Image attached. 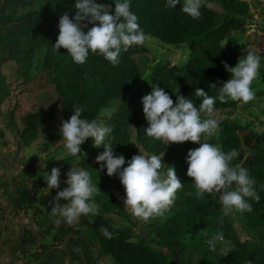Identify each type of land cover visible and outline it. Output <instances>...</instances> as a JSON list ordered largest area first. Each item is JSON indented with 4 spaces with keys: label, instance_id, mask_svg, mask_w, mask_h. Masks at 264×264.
I'll use <instances>...</instances> for the list:
<instances>
[{
    "label": "trees",
    "instance_id": "1",
    "mask_svg": "<svg viewBox=\"0 0 264 264\" xmlns=\"http://www.w3.org/2000/svg\"><path fill=\"white\" fill-rule=\"evenodd\" d=\"M213 1L218 4L219 10L210 6L209 3ZM96 2L108 4L114 11V0H96ZM8 3L11 5V10L1 14V21L13 18L20 9H30L33 0H10ZM74 3L75 0H48L45 7L38 9L39 11L34 14L36 29L45 45L41 63L45 68V75L42 73L40 77H45L47 81L46 76L50 75L48 82L54 85L63 111H72L74 106H78L83 119H97L99 110L110 106L111 101L116 99L118 106L102 121L113 129L106 137V143L111 140L117 149L124 152L132 151L128 132L124 126L125 122L132 121L136 140L152 153H161V156L164 154L163 163L174 167L184 187L177 192V198L170 207L173 213L153 228L157 236H160V242L170 246L179 254V260L174 259V264H186L187 250L196 252L194 264H264V252L261 256L253 258L262 249L264 250L263 244L261 247L252 246L247 240L239 239L232 222L227 216H223L218 195H206L203 199L196 198L191 178L186 175L188 167L186 158L180 156L176 149L166 143L154 142L153 138L144 133L140 125V120L144 117L142 97L150 94L154 86L162 88L174 102L179 91L180 95L191 99L197 107L203 99L196 95L197 88L203 89L209 96H218V90L210 88L209 85L216 84L219 88L222 86L220 82L227 81L230 74L225 70L222 62L232 67L238 54L229 50L227 45H222L220 39L227 29L244 24V14L248 6L246 0H203L200 8L201 17L198 20L181 11L183 0H180V4L174 8H169L166 0H130L131 10L138 16L139 25L144 32L172 43L187 39L190 53L187 59L177 66L169 65L168 62L155 64L147 78L133 87L130 85V79L138 74V69L131 58V53L144 50V45H133L127 51H122L121 62L117 66H113L103 56L96 54H90L85 64L77 65L67 54L66 49L55 50L53 45L59 34V17L67 11L72 18L75 15ZM256 53L262 57L260 79L264 83V45ZM261 92H264V86L257 90V93ZM235 102L229 99L226 103H222L217 99L214 107L233 105ZM36 115V112L28 114L29 117ZM34 127L32 123H26L21 132L32 131L34 134L36 130ZM218 131V146L224 152L241 151L240 137L229 120H220ZM60 137L58 131L53 138L48 137L44 146L54 144ZM245 159L246 169L256 181L259 200H249L252 205L251 212L239 213L245 218L246 225L264 226V144L254 142L249 146ZM102 163L90 158L79 161L82 169L90 173L92 182L101 190L93 198L98 202V213L89 214L92 216L89 233L96 238L99 252L108 254L114 264H168L170 251L166 247L154 248L144 239L131 238L132 220L129 219L119 199L105 187L103 179L106 168L101 167ZM42 179V176H38L36 181ZM190 192L193 194L189 195ZM29 197L30 194L22 188L17 203H24ZM111 212L127 219L129 223L125 226L110 224L105 214ZM221 217H223L222 224L219 223ZM187 225L192 227V233L187 235L188 240H184L179 233L185 231ZM101 226L112 233L111 239L102 235ZM217 232H221L231 243L227 248L229 250L227 256L225 252L220 254L212 252L207 243Z\"/></svg>",
    "mask_w": 264,
    "mask_h": 264
},
{
    "label": "clouds",
    "instance_id": "2",
    "mask_svg": "<svg viewBox=\"0 0 264 264\" xmlns=\"http://www.w3.org/2000/svg\"><path fill=\"white\" fill-rule=\"evenodd\" d=\"M166 2L169 8L180 4V0ZM114 5L112 11L110 5L97 3L96 0H75V15L70 18L66 11L59 17V34L53 45L55 50L66 49L77 65L85 64L90 54H96L117 66L121 62L122 51L149 42L150 37L141 29L138 16L131 10L130 0H114ZM202 5L203 0H183L181 11L198 20ZM89 25L92 26L89 28ZM222 63L230 78L220 82L222 86L219 88L216 84L209 85L218 90L217 97L209 96L203 89L197 88L196 95L203 98L197 107L191 99L180 95L179 91L174 102L167 92L154 86L150 94L142 97V111L148 124L144 129L147 136L166 142L167 145L183 142L199 144V147L190 149L186 156V175L191 178L194 195L198 199L206 195H218L223 216H228L234 212L252 211L249 200H259L256 181L249 175L248 169L232 164L238 155L236 150L226 153L219 146L202 139L210 137L219 128L218 120L202 118V113L211 117L217 99L222 103L229 99L242 103L253 101L255 91L252 85L260 75L261 57L249 50L243 58H238L235 66L229 67L226 62ZM81 115V109L76 108L69 119L61 120L59 134L63 137L67 152L80 159L86 158L80 146L91 138L94 147L104 148L96 156V162H103L101 167L106 168L109 177L118 176L125 192L124 206L130 209L132 215L144 222L163 216L174 204L177 192L184 187L174 167L163 163L164 154L149 155L139 151L123 167L126 163L124 156L115 155L113 143H106V137L113 129L97 119H82ZM41 162V167L47 168V164ZM60 175L58 167L45 172L43 179L48 190L60 188ZM66 177L64 183L67 187L56 192L50 202V212L57 218V223L62 220L69 225H76L80 223L81 217L98 213V205L91 201L101 190L92 182L87 170L71 167ZM61 199L67 203L61 204ZM219 223H223V217ZM100 231L105 238H112L107 228L101 226ZM223 239V234L217 232L207 243L215 250L216 241ZM224 254L227 256L229 250L226 249Z\"/></svg>",
    "mask_w": 264,
    "mask_h": 264
},
{
    "label": "rangeland",
    "instance_id": "3",
    "mask_svg": "<svg viewBox=\"0 0 264 264\" xmlns=\"http://www.w3.org/2000/svg\"><path fill=\"white\" fill-rule=\"evenodd\" d=\"M8 1L10 0H0V16L4 12L11 10V5ZM47 2L48 0H33V5H31L30 9H20L19 12L15 13V16L18 17L11 18L14 21L9 22L11 19L5 21L0 20V36L5 34L4 37H6V34L11 32V28H17L18 31L27 33V35L22 37L14 34L13 36H10V39L4 40L3 43L0 44L1 57L6 56L9 53L12 54L13 50H19L24 52L26 58L24 62L20 61V63H17L16 65H13L12 61H10L11 63H8L7 61L0 66V69L2 70V72L0 71V100H4V109H2V116L0 117V130L10 127V132L13 136V138L10 137L11 139H7L3 138L2 134H0V150L1 148H7L6 151L11 153V157H13V152L16 148L15 143H20L21 147H23V145H25V147L28 146L25 153L27 154L26 158L29 157V161L26 160V163L24 160L23 164L25 162L28 165L31 174L34 176L38 165H41V161L43 160L40 159V161H37L34 165L35 162H33V159L36 158V156L40 157V153L44 148L60 147L62 149L61 151L58 149L52 150V153L54 150L55 153H58L53 157L52 166L50 165L51 168L56 167L58 164H61V167H67L66 171L60 175L61 184L60 188L56 190L57 192L67 187L64 181L67 179L66 173L70 168L82 169V167L79 164L81 159L72 156L67 152L64 147L62 135L54 144L44 146L46 144L45 141L49 136H52V138L56 136L61 126V120L69 119L74 113V109L78 108V106H74L72 111H63L59 103V95L56 93L54 85L51 82H48L50 81V75L46 76L47 81L45 80V77H40V74H44L45 72V68L41 66L45 45L42 42L40 33L36 29L33 17L34 14L39 11V8L45 7ZM246 2L248 6L244 14V24L240 27H231L227 29L223 37L220 39L222 45H227L229 50H233L235 54L238 53L235 64L237 63L238 58H243L249 50L253 49L251 51L255 50V52H259L262 45H264V0H246ZM209 4L212 8L219 10V6L216 2L213 1ZM91 26L92 25H89L88 27L90 28ZM145 34L150 37L149 42H146L144 45L145 49L140 52L131 53V58L138 69V74L130 79V85L132 87L146 79L150 69L155 64L168 62L169 65L177 66L183 63L190 54L187 39L182 42L172 43L163 41L150 33L145 32ZM262 63L261 57V68ZM23 77L24 80L22 79ZM263 86L264 83L261 81L259 75L258 79L255 80L252 85L255 91V99L253 101L249 103L236 101L233 105L215 107V111L211 117L202 113V118H214L218 120V122L225 119L229 120V122L235 126L236 132L240 137L242 149L232 161L234 166H243L242 164L245 162L247 150L254 142L264 144V92L257 93V90ZM19 103H22V107L20 105L19 109L12 113V109L14 108L11 106L15 107L19 105ZM111 103L110 106L103 107L99 110L97 114L98 121L102 122L118 106V101L116 99H113ZM29 104L31 108L27 110L26 106ZM35 112L37 114L36 116H28V114ZM20 117L21 121L19 120ZM25 118L28 119L26 121L22 120ZM11 120L14 121L11 122ZM29 122L36 127L34 134L32 131L29 133H22V128H20V126H26V123ZM140 125L143 129L148 127L147 121L144 117L140 120ZM124 126L128 132V141L130 147L133 148L132 151L124 152L123 150L117 149L114 144L112 145L115 155L124 156L126 163L123 167H126L127 161L130 160L133 155L139 154V151L149 155L161 156V153L154 154L145 149L143 145L136 140L135 126L132 121L125 122ZM202 139H207V142L218 146L219 131L213 133L210 137H202ZM8 140L13 141V143L12 141L10 142L12 146L7 145ZM153 141L166 143L155 139H153ZM31 142L33 143L28 144ZM108 142L113 143L111 140H108ZM168 146L176 149L180 156L186 158L188 151L199 147V144L183 142L171 143ZM80 147L82 151L86 153V158L90 159H96V156L104 151L103 146L99 148L94 147L91 139H87ZM0 154L2 153L0 152ZM0 158V164L3 167L6 166V164L13 163L12 160L9 161V158L5 155L0 156ZM243 167L246 168L245 166ZM16 168H19L17 164ZM44 170L45 172H50L51 169H48L47 167V169L45 168ZM31 174L30 176H32ZM38 176L43 177V175L37 174L35 179ZM98 181L100 182V179ZM103 182L105 183V187H107L124 206L123 201L125 198V192L123 186L120 184L118 176L114 175L109 177L105 173ZM5 187L2 193L8 196L6 199H9V196L15 197L14 195L19 194L22 189V180L19 181V183H12L10 188L7 186ZM64 201L65 200L61 199L60 203ZM11 202L8 200V202L0 204V213H4L8 210L15 211L17 207L14 204H11ZM91 202L98 205V202L95 200H92ZM124 208L129 219H131L133 223L131 230L132 239H144L154 248L166 247L170 251L168 264H174V259L179 260V254H177V251L170 246L161 243L160 236H157L153 230L159 222L173 213L171 208L165 212L163 216L157 217L148 222H144L143 220L134 217L129 208L126 206H124ZM44 209H46V207ZM105 216L112 225L125 226L129 223L127 219L119 217L112 212L105 214ZM239 216H241L239 212H234L227 216L232 222L239 239L247 240L252 246L261 247L264 243L262 235L264 229L257 234L248 233L247 225L244 226L242 223V221L245 222V218L242 216L240 218ZM91 219L92 216L90 215L87 217H81L80 223L76 225H69L61 220V235L51 237L47 245H40L38 247L21 250L22 253L17 255V258L21 260L18 264H114L108 254L99 252L96 238L89 233ZM185 229V231L179 233V236L184 240H188L187 235L192 233V227L187 225ZM230 245V241L225 238L221 241H216L215 250H212V252L216 254L224 253ZM77 248L80 249L79 252L76 251ZM263 252L264 250L262 249L261 252L253 258L261 256ZM185 255L186 264L195 263L196 252H189L187 250L185 251Z\"/></svg>",
    "mask_w": 264,
    "mask_h": 264
},
{
    "label": "crops",
    "instance_id": "4",
    "mask_svg": "<svg viewBox=\"0 0 264 264\" xmlns=\"http://www.w3.org/2000/svg\"><path fill=\"white\" fill-rule=\"evenodd\" d=\"M17 17L18 16H14V18ZM12 21L14 20L11 19V21L9 22ZM14 29L11 28V32L6 34V37H4L5 34L3 36H0V44H2L4 40L10 39V36H13L14 34L21 37L27 35V33L18 31L17 28ZM2 57L0 56V66L7 61L8 63L12 61L13 65H16L17 63H20V61L24 62L26 59L24 52H21L19 50H13L12 54L9 53L6 56ZM0 71L2 72L1 69ZM22 79L24 80V77ZM3 101L4 100L2 99L0 100V117L2 116V109H4ZM20 105L22 107V103H19V105L15 107L11 106L12 108H14H11L12 113L19 109ZM30 108V104L26 106L27 110H29ZM19 120L21 121V117ZM13 121L11 120V122ZM22 127L23 126H20V128ZM0 134H2L3 138H13L10 132V127L4 128V130H0ZM11 141L12 140H8L7 145L12 146V144L10 143ZM32 143L33 142L28 144ZM15 147L16 148L14 149L13 157H11V153H8V151H6L7 148H1L0 150V152L2 153L0 154V156L5 155L9 158V161L12 160L13 162L12 164H6V166L4 167L0 164V204L6 203L8 202V200L9 202H11L12 200L11 204H14L17 207L15 211L8 210L4 213H0V264L20 263L21 260L17 258V255H20L22 253L21 250H25L26 248L31 247H38L40 245H47L51 237L61 235L62 232V228L60 227L61 222L57 223V218L53 217L50 212V202L56 195L57 189L48 190L44 179H42V181H36L35 176L37 174L43 175V177L45 176V168H42L41 165H38L34 176L31 174L30 169L26 164L27 161H29V157L26 158L27 154L25 153L28 146L25 147V145H23V147H21L20 143H15ZM53 149H58L60 151L62 150L60 147L44 148L40 153V157L36 156V158L33 159V162H35L34 165L37 163V161H40V159H42L44 163L47 164L48 169H51L53 157L58 153H55V150L52 153ZM24 160L27 161L23 164ZM16 164L19 168H16ZM242 165L245 167L247 166L246 159ZM56 167H61V164L56 165ZM59 169L60 172L63 173L64 171H66L67 167L62 166ZM30 174L32 176H30ZM21 180L22 188L30 194L29 200L27 199L24 203L18 204L17 202L19 200V194L14 195L15 197L9 196V199H6L8 198V196L2 193L4 191V187L7 186L10 188L12 183H19V181ZM64 203H67V201L62 202L61 204ZM45 207L46 209H44ZM242 223L244 226H246L245 222L242 221ZM246 227L248 233L251 234L260 233L263 231L262 229H264V226L262 225H255L253 228L248 225ZM262 235L264 238V233Z\"/></svg>",
    "mask_w": 264,
    "mask_h": 264
}]
</instances>
